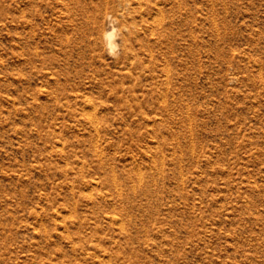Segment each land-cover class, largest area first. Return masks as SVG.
<instances>
[{"label": "rangeland", "instance_id": "374dc122", "mask_svg": "<svg viewBox=\"0 0 264 264\" xmlns=\"http://www.w3.org/2000/svg\"><path fill=\"white\" fill-rule=\"evenodd\" d=\"M0 264H264V0H0Z\"/></svg>", "mask_w": 264, "mask_h": 264}, {"label": "bare ground", "instance_id": "6f19581e", "mask_svg": "<svg viewBox=\"0 0 264 264\" xmlns=\"http://www.w3.org/2000/svg\"><path fill=\"white\" fill-rule=\"evenodd\" d=\"M141 2V1H140ZM139 3V2H138ZM140 5V4H139ZM126 18V19H124ZM110 20H115L116 24L119 23L121 25H123L124 29L126 28V31H124L122 29L123 32V41H124V53L128 56L130 53V49L131 47H129V44H131V40L134 39L136 37V33L135 31H133V25L129 23V19L127 17H125V15L123 16V19H121L118 14H114V13H108L106 15V24H108L110 26ZM115 24V26H116ZM110 30V29H109ZM109 30H104L102 36H103V40L105 42V44L107 45V40L105 39V32L109 31Z\"/></svg>", "mask_w": 264, "mask_h": 264}, {"label": "clouds", "instance_id": "9594fccd", "mask_svg": "<svg viewBox=\"0 0 264 264\" xmlns=\"http://www.w3.org/2000/svg\"><path fill=\"white\" fill-rule=\"evenodd\" d=\"M110 30L105 32V39L107 40L108 55L116 57L119 55L120 45L117 43L120 29L115 26V20H110Z\"/></svg>", "mask_w": 264, "mask_h": 264}]
</instances>
